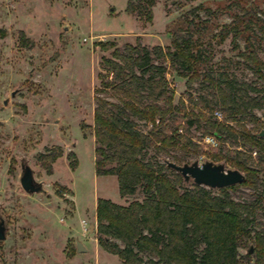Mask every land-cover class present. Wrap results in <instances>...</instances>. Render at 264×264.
I'll use <instances>...</instances> for the list:
<instances>
[{"label":"rangeland","instance_id":"rangeland-1","mask_svg":"<svg viewBox=\"0 0 264 264\" xmlns=\"http://www.w3.org/2000/svg\"><path fill=\"white\" fill-rule=\"evenodd\" d=\"M237 2L264 21V0H157L152 23L128 15L127 0H0V29L7 33L0 40V221L6 235L0 241V264H120L98 243L97 200L125 205L140 199L141 194L121 199L115 176L95 174L96 98L116 103L113 93L97 92L101 59L110 56L100 45L114 42L121 47L135 45L138 40L146 47L166 48L182 17L189 12L199 14L201 21H207L199 39L209 51L208 67L229 73L239 84L261 89L260 81L239 56L245 50L244 41H237L239 50L233 49L231 35L217 43L222 26L229 24L234 14L242 13ZM198 7L201 9L196 10ZM253 46L264 61V43L253 42ZM167 66L174 103L188 94L196 97L213 92L201 88L203 66L200 79L189 89L186 79ZM185 106L191 109L188 103ZM253 113L259 134L264 133V104ZM244 119V125L252 128L251 119ZM137 128L147 130L139 122ZM208 135L212 134L192 129L189 136L197 148L177 147L160 158L224 164L215 161L224 150L221 147L235 148L219 142L213 149L201 143ZM56 155L60 156L53 161ZM74 161L77 167L72 170ZM23 165L29 166L35 181L42 184L41 193L30 195L22 189ZM260 177L264 182V172ZM237 186L229 191L233 200L252 203L253 191ZM257 219L264 222L263 212ZM77 241L86 252H76Z\"/></svg>","mask_w":264,"mask_h":264},{"label":"trees","instance_id":"trees-1","mask_svg":"<svg viewBox=\"0 0 264 264\" xmlns=\"http://www.w3.org/2000/svg\"><path fill=\"white\" fill-rule=\"evenodd\" d=\"M156 4L157 0H127L125 12L152 23ZM235 6L241 8V3ZM241 12L222 26L217 43L231 35L233 49L239 50L237 41H244L245 50L239 56L258 78L261 89L239 84L229 73L208 67L209 51L199 39L207 21H201L199 14L189 12L182 17L166 48L146 47L138 40L135 45L121 47L114 42L100 45L110 56L101 59L97 92L113 93L116 103L96 98L95 174L115 176L121 199L141 194L140 199L125 205L97 200L98 243L120 264H264V222L257 219L260 212L264 216V182L260 177L264 172V137L259 136L253 113L264 104V61L253 46V42L264 43V21L252 16L249 9L242 7ZM6 36L0 29V40ZM20 40H25L22 32ZM167 63L186 79L188 89L200 79L203 66L201 88L213 92L196 97L188 94L174 103L166 78ZM218 107L216 111L224 115L221 121L213 117ZM245 117L253 122L252 128L244 125ZM138 122L147 130L138 129ZM192 129L205 130L220 146L235 148L221 147L224 150L215 161L244 174L240 185L253 191L252 203L233 200L229 191L237 185L212 190L186 184L168 163H190L184 157L174 158L175 162L160 158L177 147L197 148L189 136ZM151 151L153 155H149ZM76 167L74 161L71 169ZM241 250L246 253L242 255Z\"/></svg>","mask_w":264,"mask_h":264},{"label":"water","instance_id":"water-1","mask_svg":"<svg viewBox=\"0 0 264 264\" xmlns=\"http://www.w3.org/2000/svg\"><path fill=\"white\" fill-rule=\"evenodd\" d=\"M259 136L264 137V133H260ZM168 167L180 174L186 184L193 183L196 186L212 190L240 185L245 181L244 174L238 170L226 169L222 163L204 162L199 164L198 161H195L183 165L168 163ZM20 184L22 189L30 195L43 191L42 184L35 181L33 172L27 165L22 166ZM94 230L95 226L91 225L90 231L94 232ZM5 238V225L3 221H0V241L5 240ZM76 252H86L79 241L76 242ZM249 253H252V248H249Z\"/></svg>","mask_w":264,"mask_h":264},{"label":"built area","instance_id":"built-area-1","mask_svg":"<svg viewBox=\"0 0 264 264\" xmlns=\"http://www.w3.org/2000/svg\"><path fill=\"white\" fill-rule=\"evenodd\" d=\"M213 117L216 118L217 120L221 121L223 118V115L220 111H214L213 112ZM181 132V131H180ZM201 143L215 149L219 146V141L218 139L213 136V135H208V136H204L201 139ZM200 144V142H199ZM85 232L87 231V229L84 230Z\"/></svg>","mask_w":264,"mask_h":264}]
</instances>
